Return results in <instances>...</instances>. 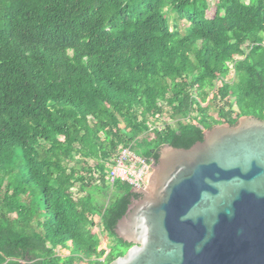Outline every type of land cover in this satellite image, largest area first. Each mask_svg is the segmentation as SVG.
<instances>
[{"label": "trees", "instance_id": "1", "mask_svg": "<svg viewBox=\"0 0 264 264\" xmlns=\"http://www.w3.org/2000/svg\"><path fill=\"white\" fill-rule=\"evenodd\" d=\"M241 116L264 119V0H0V264L123 255L120 148L155 162Z\"/></svg>", "mask_w": 264, "mask_h": 264}, {"label": "water", "instance_id": "2", "mask_svg": "<svg viewBox=\"0 0 264 264\" xmlns=\"http://www.w3.org/2000/svg\"><path fill=\"white\" fill-rule=\"evenodd\" d=\"M157 155L113 227L131 246L107 264H264V119L214 125Z\"/></svg>", "mask_w": 264, "mask_h": 264}, {"label": "built area", "instance_id": "3", "mask_svg": "<svg viewBox=\"0 0 264 264\" xmlns=\"http://www.w3.org/2000/svg\"><path fill=\"white\" fill-rule=\"evenodd\" d=\"M152 162L150 158L147 159L135 153L131 145L122 147L110 166L108 183L113 185L115 181H121L127 183L130 188L137 189L143 181H148L149 174L152 172Z\"/></svg>", "mask_w": 264, "mask_h": 264}, {"label": "rangeland", "instance_id": "4", "mask_svg": "<svg viewBox=\"0 0 264 264\" xmlns=\"http://www.w3.org/2000/svg\"><path fill=\"white\" fill-rule=\"evenodd\" d=\"M244 3H248V0H242ZM174 16V14L173 13H170V16L168 17V19H169V24H170V26L172 27L173 26V23H174V21H173V19H172V17ZM184 25H186L185 23H183V24H181V26L183 27ZM210 94L208 95V97L207 98H210ZM203 106H205L206 105V102L205 103H203L202 104ZM211 111H214V110H212L211 109ZM162 123L163 122H166V118H162ZM161 121H158V120H156L155 121V125L157 126V127H159L160 128V125H161ZM170 124H174V122L173 121H168ZM143 148H145V146H143V147H139V141H137V142H135L134 143V145H133V151L135 152V153H137V154H139L138 152H136V150H138V149H143ZM151 174V173H150ZM150 174H149V176H150ZM149 178V177H148ZM117 192L116 191H112V192H107V193H105L106 194V196L103 198L106 202H107V200L109 199V197H112L114 194H116ZM103 196H104V194H102ZM98 236H99V238H100V241H101V244H100V249H103V250H105V253H107L108 251H109V247L110 246H114V245H117V242H116V239H114L113 237H111V236H108L107 234L106 235H104V234H100V233H98ZM104 237V238H103ZM122 251H126L127 249H124V248H122L121 249ZM56 251H57V254L58 255H61L62 257H64V256H67L69 253L66 251V250H64V249H57L56 248ZM124 254V253H123ZM101 259H103V258H101Z\"/></svg>", "mask_w": 264, "mask_h": 264}, {"label": "crops", "instance_id": "5", "mask_svg": "<svg viewBox=\"0 0 264 264\" xmlns=\"http://www.w3.org/2000/svg\"><path fill=\"white\" fill-rule=\"evenodd\" d=\"M101 247V246H100ZM100 247H99V249H100ZM57 249H63V248H59V247H57ZM64 250H66L68 253H69V251L67 250V249H64ZM56 251V250H55ZM56 253H57V251H56ZM59 256H61V255H59ZM62 257V256H61Z\"/></svg>", "mask_w": 264, "mask_h": 264}]
</instances>
